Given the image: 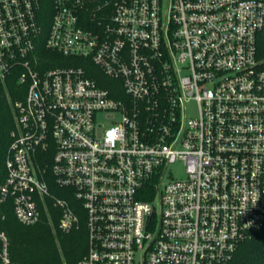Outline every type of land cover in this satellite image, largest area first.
I'll return each mask as SVG.
<instances>
[{"label": "built area", "instance_id": "built-area-1", "mask_svg": "<svg viewBox=\"0 0 264 264\" xmlns=\"http://www.w3.org/2000/svg\"><path fill=\"white\" fill-rule=\"evenodd\" d=\"M43 10L0 0V203L24 225L84 223L73 264H230L264 228V0H52L47 25ZM61 56L102 76L49 66ZM0 264H19L4 230Z\"/></svg>", "mask_w": 264, "mask_h": 264}, {"label": "trees", "instance_id": "trees-1", "mask_svg": "<svg viewBox=\"0 0 264 264\" xmlns=\"http://www.w3.org/2000/svg\"><path fill=\"white\" fill-rule=\"evenodd\" d=\"M52 0H44L42 22L47 25L50 19ZM50 56H57L48 52ZM258 58L264 68V29L258 34ZM86 65L90 75L102 76V72L90 60H72L61 56L60 62L51 60L49 66L58 64ZM110 80V79H109ZM100 84H103L100 80ZM107 86V84H104ZM14 126V117L10 106L3 101L0 105V163L3 168L4 152L11 139L9 132ZM54 190H56L53 185ZM71 199L72 203L75 201ZM59 215L51 209V216L43 214L34 225L20 223L13 213L10 202L0 203V230L7 232L10 240V256L19 264H73L78 262L88 250V233L83 223L80 229L70 233L63 232L59 226ZM230 264H264V228L253 232L234 254Z\"/></svg>", "mask_w": 264, "mask_h": 264}, {"label": "rangeland", "instance_id": "rangeland-1", "mask_svg": "<svg viewBox=\"0 0 264 264\" xmlns=\"http://www.w3.org/2000/svg\"><path fill=\"white\" fill-rule=\"evenodd\" d=\"M106 81L108 82L109 80L106 79ZM99 120H100V122L105 123L103 117H100ZM170 171L175 178H184L186 175L185 170H184V166L181 162L171 165Z\"/></svg>", "mask_w": 264, "mask_h": 264}]
</instances>
